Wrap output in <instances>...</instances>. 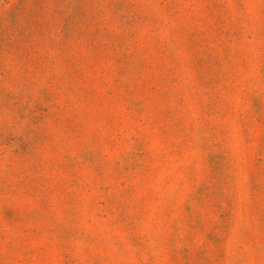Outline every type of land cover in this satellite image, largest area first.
Returning a JSON list of instances; mask_svg holds the SVG:
<instances>
[{
  "label": "rangeland",
  "instance_id": "rangeland-1",
  "mask_svg": "<svg viewBox=\"0 0 264 264\" xmlns=\"http://www.w3.org/2000/svg\"><path fill=\"white\" fill-rule=\"evenodd\" d=\"M0 264H264V0H0Z\"/></svg>",
  "mask_w": 264,
  "mask_h": 264
}]
</instances>
